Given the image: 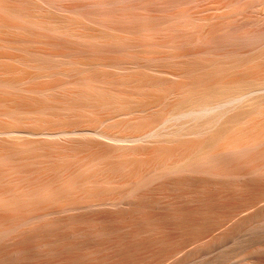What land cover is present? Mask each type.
Listing matches in <instances>:
<instances>
[{
    "label": "bare ground",
    "instance_id": "obj_1",
    "mask_svg": "<svg viewBox=\"0 0 264 264\" xmlns=\"http://www.w3.org/2000/svg\"><path fill=\"white\" fill-rule=\"evenodd\" d=\"M263 201L264 0H0V264H176Z\"/></svg>",
    "mask_w": 264,
    "mask_h": 264
},
{
    "label": "rangeland",
    "instance_id": "obj_2",
    "mask_svg": "<svg viewBox=\"0 0 264 264\" xmlns=\"http://www.w3.org/2000/svg\"><path fill=\"white\" fill-rule=\"evenodd\" d=\"M230 223L227 221L226 225ZM206 239L201 241L209 240ZM176 264H264V210L250 232L236 233L223 245L191 255Z\"/></svg>",
    "mask_w": 264,
    "mask_h": 264
}]
</instances>
